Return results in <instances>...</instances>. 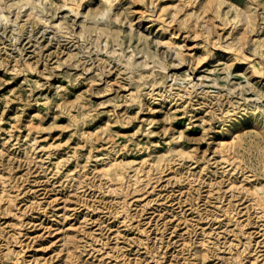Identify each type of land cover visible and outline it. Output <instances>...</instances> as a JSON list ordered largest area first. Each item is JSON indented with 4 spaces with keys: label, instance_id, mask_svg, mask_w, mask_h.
<instances>
[{
    "label": "rangeland",
    "instance_id": "374dc122",
    "mask_svg": "<svg viewBox=\"0 0 264 264\" xmlns=\"http://www.w3.org/2000/svg\"><path fill=\"white\" fill-rule=\"evenodd\" d=\"M75 1L38 0L43 20L37 21L25 0H0V169L14 194L29 188L16 210L0 218V264L6 248L22 249L29 264H46L51 254L48 264H58L38 224L55 207L42 208L35 225L27 223L35 184L45 183L56 163L64 173L90 171V183L78 190L79 203L91 209L87 226L96 229L80 232L84 254L109 252L127 264H193L203 237L214 261L246 264L256 253L264 264V124L253 125L255 114L233 134L213 138L225 122L203 123V109L218 90L223 98L231 87L239 99L236 83L248 78L228 65L221 49L245 33L248 53L264 56V0H120L97 21L91 16L105 0H79L68 11L65 4ZM78 9L87 15H76ZM171 35L184 57L170 51ZM204 49L212 59L203 57ZM251 83L254 92H264V78ZM139 87L141 107L130 96ZM222 139L230 145L221 146ZM114 157L134 166L155 162L152 191L142 196L153 200L137 199L142 190L133 191L129 181L134 166L124 168L123 192L107 191L95 167ZM163 162H174V172H161ZM51 179L62 194L76 186V178ZM122 219L126 225L117 233Z\"/></svg>",
    "mask_w": 264,
    "mask_h": 264
},
{
    "label": "bare ground",
    "instance_id": "6f19581e",
    "mask_svg": "<svg viewBox=\"0 0 264 264\" xmlns=\"http://www.w3.org/2000/svg\"><path fill=\"white\" fill-rule=\"evenodd\" d=\"M105 1L107 3L106 4L107 6L103 7V9L101 10H96L91 16L92 18H95L96 21L99 20V18H101L106 12L112 10L114 5L120 0H105ZM37 2L38 0H25V4L28 5V8L32 10L33 18H35L37 21L38 20L40 21L43 20V18L35 10L37 6ZM78 2L79 0L75 1L74 4L66 3L65 6H67L66 8L68 11H74L75 10L74 5L77 4ZM75 13L78 16L87 15V13H85L83 9L80 10L78 9V11H76ZM1 17L5 20L8 19V15L4 11L1 12ZM255 18L256 17L252 14V12L248 13V20L250 19L254 21ZM142 22L143 20L139 18L138 20L139 26L142 25ZM55 26L53 25V27L56 29ZM257 30H259V27L257 28ZM165 42L168 44V47L171 52L175 53V55H178L181 58L184 57V51L181 49L179 42L174 41L173 35L168 36ZM207 42L211 43L210 39H207ZM246 44H247L246 35L245 33H243L239 36L237 43H234L233 46L231 44V47H224L221 49L222 56L226 58V62L228 63V65L230 67H232V65L234 64L238 65L240 68L244 70L248 78L246 79L245 84L240 85V83H236L238 84L237 85L238 87H241L240 88L241 96L239 99L238 98L233 99L235 95L230 94L232 92L231 87L227 89L228 92L223 97L224 99L220 98L221 94H224V93L219 94L221 92L220 90L221 88H220L217 92L218 94L215 95V98L216 97L217 98L215 100H211L210 102H208L206 108L203 109L204 112H206L204 114L205 118L203 119L204 124L209 123V121L212 122L213 119L223 120L225 122L224 123L225 126H223V128L218 129L215 132V134L211 136L213 138H225L229 134H233L235 132L234 128L236 127L239 121L245 119L246 117H251L252 115L255 114L256 116L253 118L254 121L253 125L256 127L259 126L261 127L264 124V104L260 102L264 100V92H256V91L254 92L253 83H251V80L253 79L264 78V56L263 54H259L254 51L248 53V48ZM207 46L208 45H206L205 48H207ZM192 48L194 47H189V49ZM211 53H213V58L217 56L214 51ZM202 55L204 58H207L208 60L212 59L210 57V52H208L207 49H204L202 51ZM197 64H199V62H197ZM260 64L263 65L260 66ZM199 66L195 68H198ZM30 67L31 66L28 65L26 69ZM154 71L157 70L155 69ZM232 74H233L232 71L229 69L226 73V77L230 78ZM164 77H166V75ZM190 83H191V87L193 88H196V86L199 84L197 82H194L192 79L190 80ZM237 86L235 85L234 87ZM138 89L137 92H130V96H131V101L135 102L136 104H138L139 107H141V105L143 104V99L139 98L140 87ZM252 92L254 96L247 95ZM204 93H206V91H204ZM199 94L200 93L198 92L195 95L191 96V98ZM236 96L238 97V94ZM240 99L244 100L243 103L240 102ZM252 101H256L258 105L251 106L250 104H252ZM228 103L230 105L229 107H226V104ZM242 105H246V106L243 107ZM195 109L196 108H194V110ZM259 113L262 114L263 116L258 117ZM1 120L2 117H0V124H1ZM27 131L28 132L26 135H29L30 132L32 131V128L31 127L28 128ZM219 143L221 144V146L224 147H228L230 145V141L227 142L225 139H222ZM1 147L3 149L6 148L7 146L4 142H2ZM33 147L34 146H32V148ZM218 150L224 152L220 147L219 149L218 147H216L214 151H218ZM147 152H149L148 149ZM128 164L129 162L128 163L126 162V164H124L116 157H114L113 159H111V161L103 162L101 163L100 166H96L95 167L96 173H94V176L98 177L101 183L110 186V188H108L107 191H116L121 193L123 192L125 182H127L125 181L126 171H124V168L134 166L131 164H129L128 166ZM0 165H2V163ZM154 165L155 162H146V159H143L141 162H139V165L134 166V173L131 174V179H129V181L132 185L133 191L142 190L141 193L140 192L138 193L137 199H140L142 201L146 200L148 197L144 199L142 196L152 191L150 189L152 187V184L149 185L151 182L148 176H150L149 175L150 171L154 167ZM174 166H175L174 162H163L161 166V172L165 170H169V172H174L175 169ZM37 169H39V167ZM3 174L4 172H2V169H0V218H2L1 216L5 213H11L15 211L17 208L18 200L21 201L22 200L21 198L23 197V193L25 194L29 190V188L24 187L23 189H21L20 191L18 190V192L14 194L12 190L8 187V185L5 184L7 179L3 177L4 176ZM89 174L90 171H88L87 169L81 170L76 174L64 173L59 167V165H57L56 163L54 169H50L49 171L46 172L45 183L42 184L39 182L35 184L33 190L34 193L31 196L32 198L30 200V203L32 204V207H30V209L32 210V212L30 213V220H28L27 223L33 222V225H35L34 224L35 221L42 219V216H40L41 213L44 212L42 208H44L45 210L47 209L46 207L48 206L55 207V209L52 210H57V211H55V214H53L52 218L49 219L46 222V224L43 220H41L38 224L42 225V228L46 229L44 232L39 233V238L45 243V245L43 246L51 247L52 251L57 250V252L55 253L58 257L57 258L58 264H127L124 260L122 262L117 260V257L119 255L114 257L113 254H110L109 252H104V253L100 252L94 254L91 251H87L84 254V252L86 251V248L84 247L85 245L82 244L83 247L79 248L80 247L79 242L81 241V237H83L82 235H80V232L96 231V229H93V226L91 227L87 226L89 225V223H92V221H90L92 217H89V215H91L90 206L85 203H79V199H78L79 188L84 187L86 183L87 184L90 183V181L87 178ZM52 177L57 178V181L60 182H62L63 180L76 178L75 180L76 186H74V188L68 191L69 192L68 194L72 193L73 195L68 196V194L66 195V193L62 194V192L54 185L53 181H51ZM144 177L147 178L144 180ZM46 190H50L53 193L46 195L47 193ZM46 197H49L50 199ZM42 198H46V199H42ZM151 200H153V198L147 199L145 203L147 204ZM98 218L99 217L94 218L93 221L95 222V220ZM103 221L104 220H102L101 222L98 221L97 224H101ZM118 222L121 224L116 229V232L120 233L121 231L120 228L122 226H125L126 223L124 219L118 220ZM2 225L3 222L0 221V226ZM18 240L20 239L18 238ZM206 241L207 240L202 237L198 241L197 245L194 247L193 255L195 259L193 260L194 262L193 264H201V262L205 260H207L209 264H224L223 260L214 261L215 259L212 258V254H209L207 251L208 248L206 245ZM14 252L15 251H13L11 248H6V250H3L1 254V258L4 261L2 264H29L26 263V259L22 254V249L17 251L16 254H14ZM87 254L89 256L86 258L85 255ZM54 256L55 255L52 256L51 254L49 258L45 257L44 262L48 264L49 260H52ZM111 258L113 260H111ZM54 264L56 263L54 262ZM235 264H238V262H236ZM246 264H261V263L258 261V255L254 253V255L250 257V259L246 262Z\"/></svg>",
    "mask_w": 264,
    "mask_h": 264
}]
</instances>
